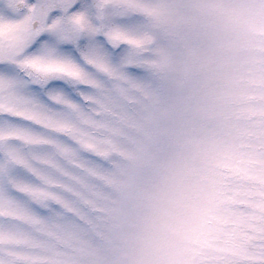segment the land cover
Wrapping results in <instances>:
<instances>
[{
  "label": "snow or ice",
  "instance_id": "snow-or-ice-1",
  "mask_svg": "<svg viewBox=\"0 0 264 264\" xmlns=\"http://www.w3.org/2000/svg\"><path fill=\"white\" fill-rule=\"evenodd\" d=\"M0 64V264H264V0H5Z\"/></svg>",
  "mask_w": 264,
  "mask_h": 264
},
{
  "label": "rangeland",
  "instance_id": "rangeland-1",
  "mask_svg": "<svg viewBox=\"0 0 264 264\" xmlns=\"http://www.w3.org/2000/svg\"><path fill=\"white\" fill-rule=\"evenodd\" d=\"M5 3V0H0V7H3ZM45 38L47 37V34H44ZM0 70H5V66L3 64H0ZM39 85H31L32 89H39ZM81 87H84L83 85H81ZM70 93V95L72 96L73 99L79 100L80 97L71 89H67ZM4 120H13L16 123H27L25 121H20L15 117H10V116H6V115H0V122H3ZM0 158H2V153H0ZM12 174L17 176L18 178L21 179H26V180H32L35 181V177H33L30 173L27 172L26 169H23L22 167L16 166L12 169ZM8 191L10 192V194L26 201L29 203V205L35 209L36 211L40 212L41 214H47L48 210L42 208L40 205L30 201L28 199L27 196L23 195L22 193L17 192L15 189H13L10 185H6ZM55 206V205H54Z\"/></svg>",
  "mask_w": 264,
  "mask_h": 264
}]
</instances>
